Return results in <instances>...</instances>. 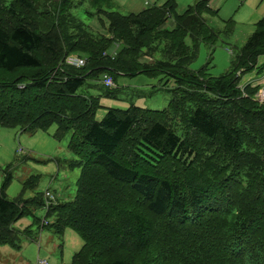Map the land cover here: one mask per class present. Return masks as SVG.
I'll return each instance as SVG.
<instances>
[{
  "label": "trees",
  "instance_id": "obj_1",
  "mask_svg": "<svg viewBox=\"0 0 264 264\" xmlns=\"http://www.w3.org/2000/svg\"><path fill=\"white\" fill-rule=\"evenodd\" d=\"M107 3L0 0V126L33 133L56 125L54 137L70 134L80 158L69 168L81 169L74 199L64 202L54 192L53 201L27 197L38 176L9 199L6 175L0 246L21 249V235L34 239L38 226L80 235L69 264H264V101L260 85L241 83L264 56V17L231 70L213 77L209 64L190 68L220 34L204 17L218 15L207 0L181 14L177 0L128 15ZM94 19L105 31L86 22ZM70 55L86 66L67 65ZM105 73L114 81L164 76L165 87L174 83L168 106L109 107L98 121L101 100L115 95L79 90ZM29 216L33 224L14 227Z\"/></svg>",
  "mask_w": 264,
  "mask_h": 264
},
{
  "label": "rangeland",
  "instance_id": "obj_2",
  "mask_svg": "<svg viewBox=\"0 0 264 264\" xmlns=\"http://www.w3.org/2000/svg\"><path fill=\"white\" fill-rule=\"evenodd\" d=\"M198 1L200 0H177L178 13H183ZM209 1L213 9H220V13L219 16L205 14L204 17L210 27L220 34L215 44L203 43L200 46L198 58L190 68L197 72L209 64L207 73L217 77L231 70L240 50L255 31V23L264 17V6L259 8L261 6L259 4L258 8H250L238 0ZM218 3L219 6L216 7ZM112 11L128 15L132 12L138 13L140 9L126 6L124 0H113ZM86 22L94 30L105 31L97 20ZM261 68L262 70L259 71ZM97 77L87 80L79 93L90 92L97 95L111 91L115 95L114 98L102 99V108L98 110L96 116L98 121L103 119L107 108L127 109L132 103L154 110H163L168 106L171 98L169 90L174 88L172 81L164 86L166 81L164 76L152 78L146 75L136 77L116 75L113 88L103 85V74ZM250 81L254 82V86L260 85L261 91H264V56L259 59L258 70L245 74L241 83L246 84ZM56 131V125L47 131L40 130L33 133L25 132L21 128L10 129L0 126V189L6 175L11 173L13 181L7 190L9 199L18 197L24 183L36 176L39 177V182L34 190L26 192L27 197L50 190L55 193L59 202L74 199L81 169H70L69 164L80 158L68 148L70 134L63 140H58L54 137ZM45 214V209L35 211V215L42 220ZM33 221L32 216L24 217L16 222L14 227L23 231L33 224ZM32 230L34 239L21 235V249L0 246V264H38L39 260L47 261L48 264H69L74 254L84 245L80 235L71 229L66 231L64 237H58L50 227L41 230L38 226H33Z\"/></svg>",
  "mask_w": 264,
  "mask_h": 264
},
{
  "label": "crops",
  "instance_id": "obj_3",
  "mask_svg": "<svg viewBox=\"0 0 264 264\" xmlns=\"http://www.w3.org/2000/svg\"><path fill=\"white\" fill-rule=\"evenodd\" d=\"M166 1H168V0H149V1H145V0H124V3L126 4V6H128L130 8L140 9V11H137V12H141V11H143L146 8H151V7H154V6H162ZM220 1L224 2L226 0H220ZM238 1H240L242 4L248 5L250 8L251 7L252 8H258L259 4H261V6H259V8L264 6V0H238ZM218 6H219V3L216 5V7H218ZM209 7L212 8L211 4H210V1H209ZM106 8L108 10L112 11V9H113V0H111V1L108 0ZM213 10H218V16H219L220 9L216 8V9H213ZM251 11H250V13H251ZM132 13H136V12H132ZM129 14H131V13H129ZM94 20H97V19H94ZM94 20H91V21H94ZM114 50H115V46L111 49V52L114 51ZM29 197H32V196H29ZM47 264H48V262H47Z\"/></svg>",
  "mask_w": 264,
  "mask_h": 264
},
{
  "label": "built area",
  "instance_id": "obj_4",
  "mask_svg": "<svg viewBox=\"0 0 264 264\" xmlns=\"http://www.w3.org/2000/svg\"><path fill=\"white\" fill-rule=\"evenodd\" d=\"M118 48V45L116 46V49ZM115 49V50H116ZM114 50V52L112 53V55L116 56L117 52ZM86 58L84 57H80V56H68L65 59V63L70 65V66H75L77 68H81L84 67L86 65ZM102 83L103 85H105V87L107 88H113L115 87V83L114 80L112 78V76H110L109 74H106L103 79H102ZM256 98L260 101L263 102L264 101V91H259V93L256 95ZM45 197L50 199L51 201H53L55 198L53 196V194L50 191H46L45 192ZM51 201L49 203H51ZM47 203V204H49ZM38 264H47L46 261H41L39 260Z\"/></svg>",
  "mask_w": 264,
  "mask_h": 264
}]
</instances>
